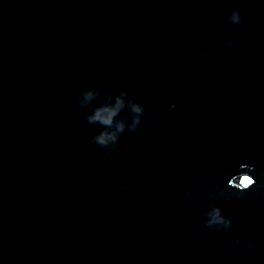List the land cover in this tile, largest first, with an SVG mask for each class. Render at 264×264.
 Wrapping results in <instances>:
<instances>
[{
  "label": "water",
  "instance_id": "obj_1",
  "mask_svg": "<svg viewBox=\"0 0 264 264\" xmlns=\"http://www.w3.org/2000/svg\"><path fill=\"white\" fill-rule=\"evenodd\" d=\"M0 264H264V0H0Z\"/></svg>",
  "mask_w": 264,
  "mask_h": 264
},
{
  "label": "clouds",
  "instance_id": "obj_2",
  "mask_svg": "<svg viewBox=\"0 0 264 264\" xmlns=\"http://www.w3.org/2000/svg\"><path fill=\"white\" fill-rule=\"evenodd\" d=\"M232 20L234 23L236 24H240L241 22V16L239 12H235L232 14ZM248 31H250V29H248ZM237 39H240V37L238 36ZM134 111L139 112L141 111V109L139 107L135 108ZM104 112H107L108 115L105 116L103 115ZM116 114V110H109V109H100L97 110L96 114L92 117H89V120H98L100 122H102L103 124L106 125H110L112 123V117ZM156 123V121H152L150 126L154 125ZM120 130H123V125H120ZM115 140L116 139V135L115 134H107V133H102L101 135H99L96 140L100 145H106L108 143L109 140ZM108 155V154H106ZM253 170V166L251 165H246V167H241V169L234 174L232 177H239L241 175H245V176H250L252 177L251 180L246 181V183L249 185V187L247 188H243L239 186V183L236 182V185L233 187L239 191H248L250 189H252L255 185H256V179L253 177V175H251V171ZM12 173L15 174L16 173V169L12 170ZM231 177V178H232ZM230 178V179H231ZM248 180V179H247ZM217 217H219V210H217ZM222 221V217L219 218Z\"/></svg>",
  "mask_w": 264,
  "mask_h": 264
},
{
  "label": "built area",
  "instance_id": "obj_3",
  "mask_svg": "<svg viewBox=\"0 0 264 264\" xmlns=\"http://www.w3.org/2000/svg\"><path fill=\"white\" fill-rule=\"evenodd\" d=\"M246 180H247V178H246Z\"/></svg>",
  "mask_w": 264,
  "mask_h": 264
}]
</instances>
